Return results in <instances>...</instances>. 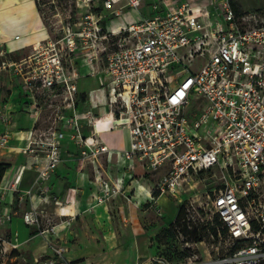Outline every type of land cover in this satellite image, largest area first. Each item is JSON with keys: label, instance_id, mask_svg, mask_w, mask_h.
<instances>
[{"label": "built area", "instance_id": "built-area-1", "mask_svg": "<svg viewBox=\"0 0 264 264\" xmlns=\"http://www.w3.org/2000/svg\"><path fill=\"white\" fill-rule=\"evenodd\" d=\"M146 3L96 0V11L69 19L58 39L1 64L20 79L22 113L35 123L18 133L26 142L22 150L37 159V177L21 191L26 167L16 170L1 187L0 206L14 199L28 203L24 223L37 236L56 235L58 225L40 205L50 196L49 181L68 139L93 170L96 205L119 197L135 203L125 188L138 179L150 185L149 208L162 216L161 196L176 197L202 175L216 180L208 199L213 218L227 231V254L203 264H264V8L238 12L233 0H151L150 17L118 32L107 26L126 10L141 13ZM198 59L204 61L194 68ZM98 76H105V99L92 106L80 84ZM0 123L1 151L12 138L2 102ZM105 127L127 128L130 148L109 147L101 135ZM114 160L122 165L117 176ZM12 218L0 212V242L19 251V233H1ZM50 247L54 255L43 264H72L66 248ZM149 264L169 263L152 258Z\"/></svg>", "mask_w": 264, "mask_h": 264}, {"label": "crops", "instance_id": "crops-1", "mask_svg": "<svg viewBox=\"0 0 264 264\" xmlns=\"http://www.w3.org/2000/svg\"><path fill=\"white\" fill-rule=\"evenodd\" d=\"M150 1L147 0L141 13H138L140 18L151 16ZM186 1L204 5L207 0ZM138 21H123L109 29L118 32ZM49 38L50 33L44 25L36 0H0V66L4 62L18 61L36 52ZM3 70L0 69V102L7 106L10 118L8 130L12 133V138L9 147L0 151V197L3 194L1 187L21 167H26L19 183L21 191L30 189L37 177V159L22 150L26 142L19 139L21 135L18 133L33 128L35 123L22 113L25 99L20 79L13 77L9 71L10 75L3 74ZM90 80H83L80 84V91L87 96L97 90L93 89L88 93L86 87ZM102 111L100 110L101 113ZM106 128L109 127L102 129L101 135L109 147L122 151L130 148L131 138L127 128ZM0 130H5L1 123ZM120 134L121 140L118 138ZM113 166L119 170L122 165L114 160L111 170ZM92 171L90 166L80 162L76 146L70 140H65L62 144V162L49 181L50 196L40 205V209L58 225L52 242L67 249L69 262L149 264L150 259L154 258L152 238L159 231L153 226L158 218H143L144 214L153 210L143 207L152 200L150 185L138 179L126 185L125 192L133 193L135 203H128L123 197H119L108 204L96 205L97 188ZM74 189L77 191L73 192ZM56 199L61 203H57ZM29 208L28 203L20 204L16 199L12 204L0 206L1 213H13L12 221L1 228V233L18 232L23 237L20 248L38 237L36 230L23 221V215ZM62 210L65 213L61 216ZM177 213L178 210L168 221H161V225L174 222Z\"/></svg>", "mask_w": 264, "mask_h": 264}, {"label": "rangeland", "instance_id": "rangeland-1", "mask_svg": "<svg viewBox=\"0 0 264 264\" xmlns=\"http://www.w3.org/2000/svg\"><path fill=\"white\" fill-rule=\"evenodd\" d=\"M44 25L50 33L52 39H58L62 34V27L72 18L73 22H77L87 11L92 7V11H96V0H36ZM233 3L238 12H248L254 9L264 8L263 0H233ZM100 7L103 9V4L100 3ZM149 11V10H145ZM126 10V13L118 18H110L106 24L109 28L117 23H121L127 20H141L137 12ZM119 37H115L116 43ZM118 50V47H115ZM204 59H198L194 63V68H197ZM3 74L10 75L6 70H3ZM86 90L88 93L93 89V93L88 94L90 104L95 106L96 103H102L105 99V91L102 89V81H105V76H98L96 78H90ZM89 80V79H88ZM22 110V108H21ZM48 117H44L43 124L48 122ZM121 140V134L118 135ZM106 161V160H105ZM104 161V163H105ZM108 167V162H106ZM112 174L116 176L121 171L118 167L113 166ZM156 180V179H155ZM146 183V182H145ZM217 181L210 178L208 175H202L194 181L186 183L184 190L176 197L166 195L160 198L159 206L164 215L159 216L157 212L151 210L148 214H144V219L155 217L158 218V222H154L153 226L158 228V234L152 238V250L154 258L165 259L169 264H203L207 261H215L218 258L227 254L226 244L223 238H220L219 234L216 235L212 228L220 225L213 222V216L210 212L211 203L209 202L208 195L216 191ZM150 203V202H148ZM144 209L149 206L143 205ZM181 207L185 208L184 220L194 226L201 229V233L204 236L202 243L193 244L187 243V238L184 235L180 236L179 241H171L168 239L159 240L158 237L162 231L168 229L170 224L161 225V221H168L169 218L176 214L177 210ZM154 218H152V217ZM166 217V218H165ZM161 225V226H160ZM221 229V228H220ZM23 240V237H20ZM33 240V239H32ZM29 241L27 246L20 248L19 251L13 250L8 244L0 242V264H43L47 260L52 259L54 252L50 245L58 247L57 243H53L54 237L49 239L38 236L37 239ZM26 245V244H25ZM185 249H189L188 254L190 257H181ZM219 249V250H218ZM180 253V254H176ZM67 259L69 254L66 253ZM39 260V263H37ZM72 264L81 263V261L71 262ZM82 264V263H81Z\"/></svg>", "mask_w": 264, "mask_h": 264}, {"label": "trees", "instance_id": "trees-1", "mask_svg": "<svg viewBox=\"0 0 264 264\" xmlns=\"http://www.w3.org/2000/svg\"><path fill=\"white\" fill-rule=\"evenodd\" d=\"M264 2V0H263ZM4 171V169H3ZM2 174V172H1ZM139 173H136V177H138ZM154 196L156 198H158V194L155 193ZM145 206H149V203L145 204ZM185 214V208L181 207L178 210L177 216L174 220V222H172L168 229H165L162 231L161 235H159L158 239L159 240H171V241H179L180 236L184 235L187 238V243H193V244H198V243H202L204 240V236L201 233V229H199L198 227H194L190 224H188L185 220L183 221V215ZM215 223H218L220 225V227H213L212 230L213 232L218 235L219 232L225 236L227 231L224 228L223 224L219 221L218 217H214L213 218V222L212 224L215 225ZM221 228V229H220ZM189 249H185V252H183V254L181 255V257H185V258H189L190 256L188 254L189 253ZM176 254H180V253H176ZM164 258V257H162Z\"/></svg>", "mask_w": 264, "mask_h": 264}]
</instances>
